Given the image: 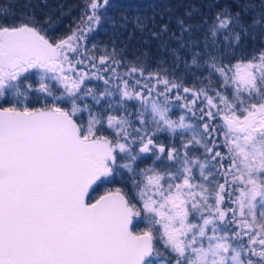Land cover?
Here are the masks:
<instances>
[{"label": "snow or ice", "instance_id": "snow-or-ice-1", "mask_svg": "<svg viewBox=\"0 0 264 264\" xmlns=\"http://www.w3.org/2000/svg\"><path fill=\"white\" fill-rule=\"evenodd\" d=\"M113 7L0 9V264H264V0L166 8L155 70L89 48Z\"/></svg>", "mask_w": 264, "mask_h": 264}, {"label": "trees", "instance_id": "trees-1", "mask_svg": "<svg viewBox=\"0 0 264 264\" xmlns=\"http://www.w3.org/2000/svg\"><path fill=\"white\" fill-rule=\"evenodd\" d=\"M212 2L232 5L237 0H114L110 14L117 19L122 15L127 16L130 21L127 30L115 32L111 26L102 22L101 27L89 34V48L95 44V54L99 55L104 48H110L114 44L118 54L126 56L129 60L145 54L143 56L145 64L155 70L159 61L170 60L162 51L161 42L151 37V32L158 31L159 26L168 20L166 8H171L174 16L182 14L189 4L195 3L207 13V5ZM255 3L258 5L259 0H255ZM86 4L87 0H0V9H8V19L15 22L29 18L44 22L48 18L51 25L48 28L49 34L59 39L70 35L78 25H82ZM136 17L143 19L147 25L142 31L136 29L132 23ZM194 19L198 20L199 17ZM245 47L248 53L252 54L264 47V42L257 37L249 41ZM162 142H168L166 136H162ZM108 187L115 189L123 185L118 182ZM104 190L100 189L96 195L103 194ZM139 227L142 228L143 225L140 224Z\"/></svg>", "mask_w": 264, "mask_h": 264}, {"label": "rangeland", "instance_id": "rangeland-1", "mask_svg": "<svg viewBox=\"0 0 264 264\" xmlns=\"http://www.w3.org/2000/svg\"><path fill=\"white\" fill-rule=\"evenodd\" d=\"M174 111H176V110L174 109Z\"/></svg>", "mask_w": 264, "mask_h": 264}]
</instances>
